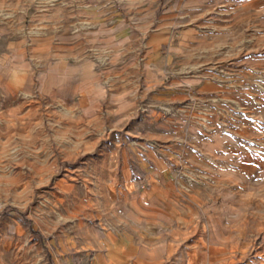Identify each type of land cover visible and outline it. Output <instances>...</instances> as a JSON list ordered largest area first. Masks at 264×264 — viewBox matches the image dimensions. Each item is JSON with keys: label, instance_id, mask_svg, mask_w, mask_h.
<instances>
[{"label": "crops", "instance_id": "0c3cea01", "mask_svg": "<svg viewBox=\"0 0 264 264\" xmlns=\"http://www.w3.org/2000/svg\"><path fill=\"white\" fill-rule=\"evenodd\" d=\"M225 27L264 30V0H0V93L39 87L87 107L78 96L84 76L97 84L103 69L130 76V62L142 59L146 93L179 101L189 96L178 81L164 83L175 57L164 51L177 48L182 30L184 43L195 45L200 30ZM262 60L253 53L239 69L245 61L253 74ZM131 91L113 87L111 107L125 113L135 104ZM135 122L150 123L155 134L150 145L146 135L138 139L136 154L125 145L113 149L120 168L108 188L118 192L93 264H264V146L244 150L235 140L226 148L219 132L191 136L184 117L158 113ZM244 173H251L249 200ZM243 236L251 237L245 261Z\"/></svg>", "mask_w": 264, "mask_h": 264}, {"label": "rangeland", "instance_id": "374dc122", "mask_svg": "<svg viewBox=\"0 0 264 264\" xmlns=\"http://www.w3.org/2000/svg\"><path fill=\"white\" fill-rule=\"evenodd\" d=\"M179 35L177 48L164 51L175 56L164 83L178 81L189 96L179 101L146 93L142 59L130 62V76L103 69L98 84L84 76L78 96L87 107L39 87L0 93V264H93L99 229L118 192L108 188L120 168L113 149L125 145L136 154L138 139L146 135L150 145L155 134L153 125L135 119L184 117L191 136L219 132L226 148L235 140L244 150L264 146V61L253 74L245 61L239 69L240 59L264 54V30L204 29L195 45L184 43L186 30ZM113 87L132 89L135 104L125 113L111 107ZM123 116L125 124L118 122ZM243 196H251V173L243 174ZM250 210L244 205V217ZM242 244L249 260L251 237L243 236Z\"/></svg>", "mask_w": 264, "mask_h": 264}]
</instances>
